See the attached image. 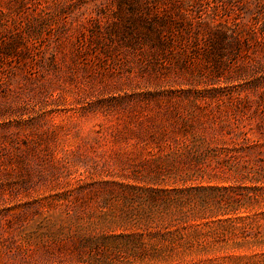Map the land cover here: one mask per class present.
I'll use <instances>...</instances> for the list:
<instances>
[{
	"label": "rangeland",
	"instance_id": "374dc122",
	"mask_svg": "<svg viewBox=\"0 0 264 264\" xmlns=\"http://www.w3.org/2000/svg\"><path fill=\"white\" fill-rule=\"evenodd\" d=\"M3 2L0 264H99L72 242L105 232L100 264H264V189L240 195L230 220L185 224L166 249L116 248L128 230L107 228L101 202L103 182L149 156L147 127L180 118L224 126L206 132L218 148L236 127L261 143L231 151L238 173L212 162V184L244 195L264 182V0ZM67 189L70 202L47 205Z\"/></svg>",
	"mask_w": 264,
	"mask_h": 264
},
{
	"label": "trees",
	"instance_id": "16d2710c",
	"mask_svg": "<svg viewBox=\"0 0 264 264\" xmlns=\"http://www.w3.org/2000/svg\"><path fill=\"white\" fill-rule=\"evenodd\" d=\"M2 4L22 7L23 0H5ZM0 13L5 14L2 6ZM146 25L154 29L152 24ZM222 127L221 124L215 126L214 122L183 118L147 127L149 156L134 166L130 174H122L123 181L103 182L101 202L112 204L111 209L103 213L107 228L128 230V233L119 234L124 241L116 248L136 250L152 242L166 249L179 240L185 224L218 216L225 218L217 220H230L231 214L237 215L241 210L236 203L240 195L248 200L263 197L264 182L260 175L253 179L258 184L246 188L253 191L248 190L244 195L239 194L234 185L211 183L214 178L206 174V168L212 162L225 163L230 171L238 173L241 156L230 154L231 151L257 153L261 144L249 130L236 127V130H227L236 135L230 140L231 148L213 146L217 140L210 139L206 132ZM69 197L68 189L57 192L51 195L47 205L62 207L70 202ZM69 216L71 219L73 215ZM114 236L107 232L85 234L72 244L77 252L89 251L88 261L100 264L102 260L97 253L109 250ZM72 237L68 234L66 238L71 240Z\"/></svg>",
	"mask_w": 264,
	"mask_h": 264
}]
</instances>
